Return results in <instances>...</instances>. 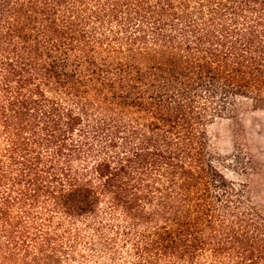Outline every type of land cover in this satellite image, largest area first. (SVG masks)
<instances>
[{"label": "trees", "instance_id": "obj_1", "mask_svg": "<svg viewBox=\"0 0 264 264\" xmlns=\"http://www.w3.org/2000/svg\"><path fill=\"white\" fill-rule=\"evenodd\" d=\"M240 99L264 0H0V264H264L209 144Z\"/></svg>", "mask_w": 264, "mask_h": 264}, {"label": "rangeland", "instance_id": "obj_2", "mask_svg": "<svg viewBox=\"0 0 264 264\" xmlns=\"http://www.w3.org/2000/svg\"><path fill=\"white\" fill-rule=\"evenodd\" d=\"M207 130L210 148L218 158L215 164L228 178L245 181L251 201L264 213V107L255 109L240 99L232 112L215 119ZM234 154L248 160L247 174L231 166Z\"/></svg>", "mask_w": 264, "mask_h": 264}]
</instances>
